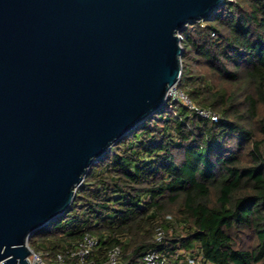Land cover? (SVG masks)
I'll list each match as a JSON object with an SVG mask.
<instances>
[{
    "label": "trees",
    "instance_id": "16d2710c",
    "mask_svg": "<svg viewBox=\"0 0 264 264\" xmlns=\"http://www.w3.org/2000/svg\"><path fill=\"white\" fill-rule=\"evenodd\" d=\"M181 34L179 86L218 120L169 99L120 138L70 207L29 237L48 261L90 233L98 246L84 264L115 245L120 264L152 249L170 264H188L186 254L200 264H264V0H224Z\"/></svg>",
    "mask_w": 264,
    "mask_h": 264
},
{
    "label": "water",
    "instance_id": "95a60500",
    "mask_svg": "<svg viewBox=\"0 0 264 264\" xmlns=\"http://www.w3.org/2000/svg\"><path fill=\"white\" fill-rule=\"evenodd\" d=\"M224 0H0V264L90 167L170 99L179 32Z\"/></svg>",
    "mask_w": 264,
    "mask_h": 264
},
{
    "label": "built area",
    "instance_id": "2783aa9c",
    "mask_svg": "<svg viewBox=\"0 0 264 264\" xmlns=\"http://www.w3.org/2000/svg\"><path fill=\"white\" fill-rule=\"evenodd\" d=\"M180 38L182 34L179 32ZM171 100H179L183 105L202 118H212L217 121L219 116L210 108H205L196 104L189 94L180 88L179 82L175 84L168 93ZM172 219V216H169ZM157 240H162L164 237V231L159 229L155 235ZM98 246V238L90 233H86L80 242L68 248L65 252H59L47 260V256L40 251H35L31 248V254L28 259L30 264H84L92 259L93 253ZM122 248L120 245L113 246L106 257L99 264H120L121 262ZM186 260L188 264H200L197 257L192 254H186ZM138 264H170L167 256L157 250L152 249L146 252L143 256V260Z\"/></svg>",
    "mask_w": 264,
    "mask_h": 264
},
{
    "label": "rangeland",
    "instance_id": "374dc122",
    "mask_svg": "<svg viewBox=\"0 0 264 264\" xmlns=\"http://www.w3.org/2000/svg\"><path fill=\"white\" fill-rule=\"evenodd\" d=\"M230 88V87H229ZM176 218V217H175ZM178 221L176 220V222L175 223H177ZM179 223V222H178Z\"/></svg>",
    "mask_w": 264,
    "mask_h": 264
},
{
    "label": "bare ground",
    "instance_id": "6f19581e",
    "mask_svg": "<svg viewBox=\"0 0 264 264\" xmlns=\"http://www.w3.org/2000/svg\"><path fill=\"white\" fill-rule=\"evenodd\" d=\"M171 88H172V87H171ZM171 88H170V89H171ZM169 91H170V90H169ZM169 91H168V93H169Z\"/></svg>",
    "mask_w": 264,
    "mask_h": 264
}]
</instances>
